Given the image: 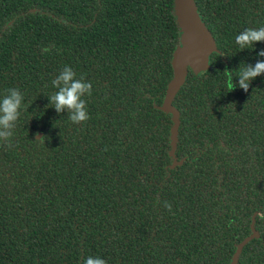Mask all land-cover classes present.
I'll use <instances>...</instances> for the list:
<instances>
[{
    "label": "trees",
    "instance_id": "obj_1",
    "mask_svg": "<svg viewBox=\"0 0 264 264\" xmlns=\"http://www.w3.org/2000/svg\"><path fill=\"white\" fill-rule=\"evenodd\" d=\"M194 2L217 51L172 101L173 147L174 0H0V97L25 105L0 143V264H229L253 216L237 264H264V75L245 92L235 72L264 60L235 43L264 0ZM65 66L92 84L80 125L49 103Z\"/></svg>",
    "mask_w": 264,
    "mask_h": 264
},
{
    "label": "clouds",
    "instance_id": "obj_2",
    "mask_svg": "<svg viewBox=\"0 0 264 264\" xmlns=\"http://www.w3.org/2000/svg\"><path fill=\"white\" fill-rule=\"evenodd\" d=\"M264 42V27L258 29L247 28L235 37V43L239 46L240 51L254 49V45ZM47 53L48 48H43ZM258 56L264 57V51L258 53ZM233 71L225 70L228 76L229 87L234 89L237 85L232 83L231 74ZM238 87L248 92L250 82L257 77L264 75V60H258L252 65H243L235 70ZM57 91L49 97V103L54 106L55 111L60 114L65 110L68 111V119L75 125L86 123L90 116L87 111V104L84 97L92 95L91 82H85L77 78L76 73L69 66H65L57 78L52 82ZM22 110H25L24 96L17 88L7 90V93L0 97V143H5L11 147V140L14 135V129L21 116ZM40 139L39 141H42ZM171 210L170 205H165ZM83 264H106V261L100 257L88 256L84 259Z\"/></svg>",
    "mask_w": 264,
    "mask_h": 264
},
{
    "label": "water",
    "instance_id": "obj_3",
    "mask_svg": "<svg viewBox=\"0 0 264 264\" xmlns=\"http://www.w3.org/2000/svg\"><path fill=\"white\" fill-rule=\"evenodd\" d=\"M174 14L180 31V41L172 55L173 76L160 106L161 111L172 115L170 140L173 147L177 142L180 121L179 113L172 106V101L185 83L189 70L195 74L206 71L210 55L217 51L215 41L198 14L194 0H174ZM174 164L179 163L174 162ZM250 229L251 234L237 245L229 264H237L243 247L258 237V232L254 228V216Z\"/></svg>",
    "mask_w": 264,
    "mask_h": 264
},
{
    "label": "flooded vegetation",
    "instance_id": "obj_4",
    "mask_svg": "<svg viewBox=\"0 0 264 264\" xmlns=\"http://www.w3.org/2000/svg\"><path fill=\"white\" fill-rule=\"evenodd\" d=\"M196 5V4H195ZM197 8V7H196ZM251 227V226H250ZM251 230V229H250ZM251 234V233H250ZM255 239V238H254ZM241 243V242H240ZM249 243V242H248ZM237 247V246H236ZM236 251V250H235ZM235 253V252H234Z\"/></svg>",
    "mask_w": 264,
    "mask_h": 264
}]
</instances>
